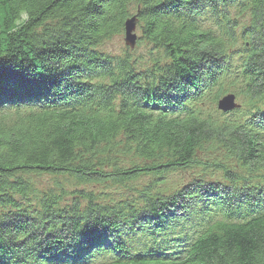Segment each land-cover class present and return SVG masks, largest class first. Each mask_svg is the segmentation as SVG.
I'll return each mask as SVG.
<instances>
[{
  "label": "trees",
  "instance_id": "obj_1",
  "mask_svg": "<svg viewBox=\"0 0 264 264\" xmlns=\"http://www.w3.org/2000/svg\"><path fill=\"white\" fill-rule=\"evenodd\" d=\"M0 264H264V0H0Z\"/></svg>",
  "mask_w": 264,
  "mask_h": 264
},
{
  "label": "water",
  "instance_id": "obj_2",
  "mask_svg": "<svg viewBox=\"0 0 264 264\" xmlns=\"http://www.w3.org/2000/svg\"><path fill=\"white\" fill-rule=\"evenodd\" d=\"M135 25H136L135 16L126 19L124 22L123 41L124 44L126 46H129L130 48L134 46L136 40ZM237 106L238 105L234 102V96L231 94L221 97L217 102V108L222 111H228Z\"/></svg>",
  "mask_w": 264,
  "mask_h": 264
},
{
  "label": "rangeland",
  "instance_id": "obj_3",
  "mask_svg": "<svg viewBox=\"0 0 264 264\" xmlns=\"http://www.w3.org/2000/svg\"><path fill=\"white\" fill-rule=\"evenodd\" d=\"M135 33H137L136 30H135ZM122 37H116L112 40L111 43L105 44V46H106L105 50H107L111 53L119 52L123 48V38ZM35 179H36L35 180V186H37L39 188H45V189L52 187L53 189L57 190L55 188V186L52 184L50 176H46V175H42L40 177L36 176ZM64 191H66V190L64 189ZM67 198H68V196L65 197V199H67Z\"/></svg>",
  "mask_w": 264,
  "mask_h": 264
},
{
  "label": "bare ground",
  "instance_id": "obj_4",
  "mask_svg": "<svg viewBox=\"0 0 264 264\" xmlns=\"http://www.w3.org/2000/svg\"><path fill=\"white\" fill-rule=\"evenodd\" d=\"M32 248V247H31ZM86 253V251L83 248H80L79 250V255L78 258L81 260L82 258H84V254ZM6 261V260H4Z\"/></svg>",
  "mask_w": 264,
  "mask_h": 264
}]
</instances>
